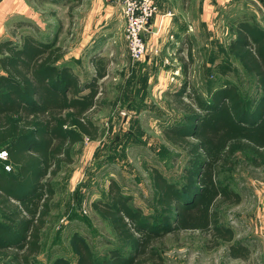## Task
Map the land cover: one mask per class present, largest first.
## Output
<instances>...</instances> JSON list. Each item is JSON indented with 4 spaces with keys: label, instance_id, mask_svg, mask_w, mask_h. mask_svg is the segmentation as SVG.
<instances>
[{
    "label": "trees",
    "instance_id": "trees-1",
    "mask_svg": "<svg viewBox=\"0 0 264 264\" xmlns=\"http://www.w3.org/2000/svg\"><path fill=\"white\" fill-rule=\"evenodd\" d=\"M226 55L237 69L256 82L253 108L238 86L224 83L208 100L187 81L175 92L174 108L181 122L163 128L165 138L187 151L188 185L181 188L152 168L157 204L155 221L130 205L122 187L112 181L108 201H96L94 211L106 218L122 247H112L98 262L86 239L74 236L77 264H164V240L182 232L208 237V248L228 244V255L247 260L250 250L235 243L234 229L223 223L222 207L239 205L242 195L222 181L235 167L238 153H250L253 165L264 164V26L243 15L230 27ZM192 60V53L189 50ZM66 51L56 41L33 35L0 42V150L10 171L0 163V259L3 264H37L42 233L55 196L53 181L64 165L73 163V148L88 138L97 140L100 127L93 113L102 106L100 81L109 75V60L93 59L96 76L82 82L66 63ZM183 73H187L184 58ZM222 77L234 75L229 61L215 65ZM234 242V243H233ZM54 264H72L57 258Z\"/></svg>",
    "mask_w": 264,
    "mask_h": 264
},
{
    "label": "rangeland",
    "instance_id": "rangeland-1",
    "mask_svg": "<svg viewBox=\"0 0 264 264\" xmlns=\"http://www.w3.org/2000/svg\"><path fill=\"white\" fill-rule=\"evenodd\" d=\"M23 3L31 16L27 11L24 14ZM245 3L209 0L179 4V23L169 21L166 26V17L163 23L160 18L161 31L157 35L174 48L169 45L165 56L160 52L156 56L150 45L144 62H136L129 55L121 11L122 18L109 30L106 27L105 35L90 39L88 26L106 25L99 18L94 21L89 17L94 8L92 0H0V42L18 40L27 34L48 41L57 34L68 60L82 66L81 58L75 60L71 55L73 51L79 53L78 48L84 43L110 40L109 48L102 53L109 59V75L100 81L105 90L99 99L102 106L93 113L100 135L97 140L85 138L77 144L72 153L73 163L64 165L53 181L56 193L42 233L37 264H54L57 258L77 264L75 235L87 240L98 262L108 255L110 248L123 246L110 222L92 208L96 201H108L112 181L120 184L133 208L141 209L154 221L160 219L162 212L157 204L152 168L181 188L188 185L185 170L189 155L163 134L164 127L182 120L183 113L171 104V93L186 81L206 100L224 83H234L244 100L254 107L259 98L256 82L237 69L236 61L226 55L232 38L230 27L245 12ZM252 9L261 11L258 5ZM171 29L180 36L171 37ZM149 58L151 62L146 64ZM182 58L188 66L186 74ZM223 60L234 65V75L222 77L216 72L215 65ZM234 160L235 167L221 175L222 181L240 192L243 200L239 205L223 206L222 221L235 230L237 240L249 246V258L231 260L228 244L209 250L208 237L189 231L165 238L164 264H264V164L255 167L250 153H238Z\"/></svg>",
    "mask_w": 264,
    "mask_h": 264
},
{
    "label": "crops",
    "instance_id": "crops-1",
    "mask_svg": "<svg viewBox=\"0 0 264 264\" xmlns=\"http://www.w3.org/2000/svg\"><path fill=\"white\" fill-rule=\"evenodd\" d=\"M10 1H12V0H10ZM92 1L94 4V8H93V10H91L92 12L89 15V17H92V20H94V21L97 20V18H99V20H101V21L103 20V22H106V25L102 24L101 26H99L98 23L97 24L93 23L92 25L88 26L87 31H88V34L90 35V37H89L90 39L93 38V36L97 37V36L105 35L106 27H107V30H109L111 27L116 25L117 20H120L122 18V15L120 13L121 10L117 4L110 3L109 0H92ZM185 1L186 2L190 1V2H195V3L209 2V0H157L158 14H157V17L153 20V22L151 24L152 32L150 34H148V36H147L149 47L151 45V49H153L154 55L157 56L158 52H160L161 56H165V49L167 48V46L173 45V44L168 45L167 42H165L164 38H162V40H160L157 37L158 33L161 31V26H160V22H159L160 18H162L161 21L163 23V19H165L164 16L166 17V19H165L166 26L169 23V21L170 22L172 21L173 23H175V25L178 24L179 20H181V16L179 14V11H177V9L180 8L179 4L184 3ZM221 1L224 2L225 0H221ZM237 2H239V1H237ZM245 2H246L244 4V6H246L244 8L245 12H243L241 15L243 16V14L244 15L246 14V15L254 16L256 18V20L264 26V0H245ZM256 5H258L261 8L260 12H256V10L252 9V8H255ZM176 6H177V9H176ZM22 9L24 11V14L26 11H27L26 14H28V10H26V5L24 3L22 5ZM168 14H169V17H168ZM260 14L262 16L261 17L262 19L260 18ZM28 15L31 16V14H28ZM97 15H98V17H97ZM158 15H159V17H158ZM160 15H162V17H160ZM33 17H36V16L33 15ZM124 27H125V24H124ZM124 30H125V28H124ZM164 30H165V28H164ZM82 31H83V29H82ZM169 32L171 33V37L176 36V38H177L178 36H180V34L177 33L178 31H176L174 29L169 30ZM106 37H108V36H106ZM48 41H56V43L58 45H60L58 42V35L57 34H55V37H53L52 39H49ZM97 41L98 42H96V43H94V42L91 44L87 43L88 46L86 43H84V45L81 48H78L79 53H77V51H73V54H71V55H73L74 59L77 58L79 60V58H81V65L82 66L78 65L76 63V61H74V60H72V61L68 60L67 54L63 57L62 61L60 62V64L66 63L69 67H71L72 70L79 76V78L81 79L82 82H89L96 76V67L93 64V59L102 57V58L109 60L107 58L108 56L103 55L102 53H103V51L105 52L106 49L109 48L108 45L110 44V40L107 39V42H106V38H101V40L99 39ZM177 44H178V42H176L175 45H177ZM85 45L87 47L85 50H83ZM172 47L174 48V45ZM83 52H85V54ZM150 62H151V60L149 58L148 62H146V64H148ZM143 79L146 81H149V78H143ZM235 235H236V233H235ZM235 243H241L250 250V248L247 244L237 240V235L235 237ZM250 252H251V250H250ZM228 257L234 261L242 260L239 258H232L230 256H228Z\"/></svg>",
    "mask_w": 264,
    "mask_h": 264
},
{
    "label": "built area",
    "instance_id": "built-area-1",
    "mask_svg": "<svg viewBox=\"0 0 264 264\" xmlns=\"http://www.w3.org/2000/svg\"><path fill=\"white\" fill-rule=\"evenodd\" d=\"M117 4L125 21V38L129 55L136 62H143L149 52L148 34L151 24L158 14L157 0H109ZM8 155L0 150V163L10 171Z\"/></svg>",
    "mask_w": 264,
    "mask_h": 264
}]
</instances>
